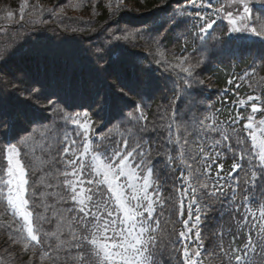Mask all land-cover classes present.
<instances>
[{
    "label": "snow or ice",
    "instance_id": "1",
    "mask_svg": "<svg viewBox=\"0 0 264 264\" xmlns=\"http://www.w3.org/2000/svg\"><path fill=\"white\" fill-rule=\"evenodd\" d=\"M167 3L168 0H161L156 7H163ZM122 7L121 3L113 8L112 15L116 16ZM206 7H212L211 0L200 4H196L195 0L187 3L179 0V3L173 4L165 29L158 35L146 33L144 27L135 30V35L141 36L145 42L166 48L162 38L168 27L176 25L175 43L180 48V59L172 66V70L179 67L184 73L183 76L177 73L179 80L173 79L174 98L166 106L172 109V115L168 117L169 123L164 128L149 121L143 97L109 125H133L138 134L135 146H131L128 139H124L123 145L113 143L110 135L112 127L102 129V118L93 119L96 117L94 113L111 110L103 93L97 95L93 106L75 108L69 107L57 97L47 99L43 107L49 110L52 119L35 118L27 122L25 130L16 135L15 139L9 137L15 133L16 121L22 117L18 113L0 111V165H6L4 173L7 177L0 182V197L6 199L13 216L23 221L22 231L26 232L27 238L35 242L39 249H46L39 252L42 262L201 264V257L207 252L216 264H264V202L260 204L257 215L250 206L256 197L245 194L259 190L264 197V119L259 121L260 127L257 129L250 115L247 117L249 122L241 130L236 128V124L244 118L234 117L228 122L231 132L225 131L214 116L204 115L201 118L193 111L203 101H198L187 91L192 86L203 85V81L197 78L199 70L209 59L213 48L220 46L223 36L248 32L264 38V28L258 30L251 26L264 19V15L254 20L248 0H232L227 8L221 6L220 9H213L215 14L225 13L227 31L226 34L214 37L213 44L209 46L207 40L215 30L217 21L206 12L202 13ZM233 7L235 11L231 10ZM7 16L12 17L13 13L8 12ZM182 17L190 18L191 22L180 27L178 21ZM116 32H123V35H115ZM98 34L99 30H93L92 35ZM132 35L126 29L116 27L105 34V42L92 41L88 48L98 45L94 47L92 55L101 59L108 54L113 43H132ZM197 38L200 47L196 46ZM18 45L0 49V65L7 63ZM189 47L192 52L186 56L184 53L189 51ZM200 48L206 49L207 59L204 61L194 59ZM108 62L105 61L100 67H105ZM162 64L166 62L156 60L157 66ZM261 66L264 67V61H261ZM161 69L170 75L167 66ZM2 76L0 74V102L6 101L11 93L17 94L23 84V93L27 94L20 95L39 103L43 91L41 85L28 86L23 74L14 78V84ZM234 82L230 79L228 84ZM9 84L12 86L8 87ZM141 87H148L146 80ZM118 90L129 95L124 89ZM180 97L184 99L185 108L178 111ZM256 99L252 96L248 98L252 113L259 111ZM82 119L87 121V125L81 123ZM163 119L164 115H161V121ZM173 124L176 127L175 139L172 136ZM69 126H74V130L70 134L66 133L61 140L58 130ZM106 128L108 131H104ZM162 131H167L168 135L154 144L153 135L160 137ZM242 132L250 137L251 147L247 146L248 142ZM90 133L100 134V142L95 147L89 143ZM37 135L57 145L58 159L54 158V163L71 169L70 173L62 174V182L55 187L48 185L47 195L54 201L52 204H45L42 198L44 194L39 193V188L26 179L27 143ZM217 136L220 138L216 139ZM81 143L83 152H80ZM192 144H198V149L193 150ZM60 146L62 152L59 151ZM225 151L230 152L238 162L233 163L231 171L223 176V165H217L216 161ZM88 154H91L90 165L85 160ZM197 161L199 167H193ZM158 162L160 169L172 176V191L168 197H164L160 191L162 184ZM214 167L215 174L212 171ZM185 171L188 175H185ZM241 172L243 176L239 175ZM69 176L76 179H69ZM29 188H32L31 192ZM166 201L171 204L169 214L176 217L174 223L182 221L183 230L176 235L173 229L167 237H158L155 234L160 223L155 215L157 204L163 207ZM153 222L157 227H153ZM211 222L216 223V230L209 233L215 241L209 251L205 247L207 238L204 232ZM45 228L49 231H44ZM192 245L195 246L194 252L191 250ZM36 254L34 251V256ZM29 264H36L35 259L29 261Z\"/></svg>",
    "mask_w": 264,
    "mask_h": 264
},
{
    "label": "trees",
    "instance_id": "2",
    "mask_svg": "<svg viewBox=\"0 0 264 264\" xmlns=\"http://www.w3.org/2000/svg\"><path fill=\"white\" fill-rule=\"evenodd\" d=\"M161 2V0H0V34L5 33L7 37L5 39H0V49L2 48H11L19 44L18 47L14 50L10 59L7 63L0 65V74H3L2 78L4 80L12 81L16 83L15 77L21 76V68L19 62H21L27 54H35L36 57L30 56L24 59V61H34L38 59H43L46 62L50 63L53 61V64L58 68H64L67 75L72 77V80L78 82V76L80 65L83 64L85 69H89L92 72L93 76L104 77V74L110 72V66L118 63L120 58L128 59H140L150 64H156V60H159L158 57H154L150 54L151 47L164 51L166 62L171 65L177 63V58H180V48L176 46V32L177 26L173 25L168 27L167 32L162 38V42L167 45V47H157L155 44L145 42L142 38L136 35L137 40L140 38L141 41L134 40L131 37L132 43H135L134 46L131 43H127L121 47V44L118 42L110 45L108 49V54L103 56L101 59H97L92 55L94 45L92 49L88 48V45L92 41H97L93 36V30H99L100 36L104 39L101 42H105V34L109 30H114L116 27L121 29H131L135 32L136 29L142 27V22L137 19L142 16L143 13H151L153 17L155 14L162 12L163 9H169L173 4L178 3L177 0H168V3L163 7H156ZM201 2L207 3V0H196L197 4ZM123 4L120 12L116 16L112 15V9L115 8L118 4ZM213 9H220L221 6L229 7L232 4V0H211ZM156 7V8H155ZM211 7V8H212ZM212 9V10H213ZM231 10L235 11L233 7ZM242 10V8H241ZM195 11V9H193ZM12 12L13 16L8 17L7 13ZM215 14V13H214ZM220 17H225L223 14H216ZM133 16L135 17L133 19ZM23 18V20L21 19ZM115 19L114 21H112ZM219 20V19H218ZM217 21L216 26L226 27L225 22ZM112 21V22H110ZM163 22V19L160 20ZM71 22V24H70ZM191 20L188 17H182L178 21L180 27H184L186 24L190 23ZM164 27L167 24V20L163 22ZM106 25V26H105ZM73 29H76L73 32ZM83 29L81 32L80 30ZM122 33V32H121ZM120 32L114 33L115 35H122ZM215 35L214 32L211 33V37ZM91 36V37H89ZM123 42V41H122ZM259 36L254 35L248 32H236L228 39V42L225 43V47L231 46L232 51L240 60L241 65L244 66V69L250 68L248 70V79H244L242 75H236L238 78L230 74V69L228 67L229 59H224L219 65L213 63H219V54L216 53L215 57L208 62H205L201 69L199 70L198 79L203 81V85L192 86L187 89L188 93L194 96L198 101L202 100L203 104L206 107H209L213 102L217 101V88L213 87L215 85H223L229 89L231 95H229L233 101H237L238 98L245 94L246 99L238 102L236 109L241 108L242 112L235 110L234 115L227 120V122L222 123V127L225 131L231 132V129L228 127V122H230L234 117H243L244 119L240 120L236 124V128L243 130L245 123H248V116H253L252 123L254 127L259 129V121L264 119V108L261 112L252 113L251 111V102L248 98L250 96L257 97L255 103H262L264 101V67L261 66V61H264V49H260L258 52H255V49L258 46ZM124 43V42H123ZM196 46L200 47L197 43ZM152 45V46H151ZM182 46V45H181ZM248 50L252 51V54L248 53ZM192 48L189 47V51L184 53V55H190ZM194 59H199L204 61L205 59L197 52ZM105 61H109L105 67H100ZM213 63H212V62ZM16 64V65H15ZM22 65L25 67V70H30V66L25 62H22ZM188 67V65H184ZM25 75H23L24 77ZM183 76V74L181 75ZM234 80L235 82L232 85L228 84L229 80ZM150 81H158L164 83L163 79L160 76L151 75ZM211 81V82H210ZM73 83V82H72ZM213 86H210L212 85ZM76 86L75 84H73ZM12 85L9 84L8 87ZM179 91V88H177ZM247 91H251V95L247 94ZM26 95L23 93L22 89H18L17 94L11 93L4 102H0V111L8 112L9 114H19L22 119L16 121L15 133L12 134L9 139H15V136L18 135L21 129H25L27 122L35 118H46L38 116L37 111H29L20 109L18 106H21L22 103L35 104L34 102L25 99L20 95ZM173 95L170 96V99H173ZM162 97H159L158 103L160 105ZM22 101V102H21ZM38 104H43V99L39 100ZM246 104V106H243ZM264 104V103H262ZM159 107V106H158ZM185 107L183 97L179 98L177 104V110H181ZM202 104H198L195 108L196 111L202 112ZM46 109V108H45ZM158 108L151 107L149 110V116L156 114ZM49 113V110H46ZM237 114V115H236ZM51 119V117H49ZM48 118V119H49ZM153 118V117H151ZM166 120V116L163 121ZM159 128H164L169 122H155ZM72 126L67 128L61 127L59 135L61 140L66 133H71ZM136 131V128H134ZM183 131V129L181 130ZM191 131V129H189ZM176 127L173 124L172 136L175 139ZM51 135H55L52 133ZM168 135L167 131H162L160 137L153 135L152 139L159 141L164 136ZM242 135L247 140V146L251 147V139L247 136L246 132H242ZM259 136V131H258ZM220 137L217 136L216 139ZM193 140L196 137H192ZM35 148L39 152V156H32L31 149L26 148L27 151V172L28 180L30 184H34L39 188V193H43L42 197L45 204H52L54 201L48 198V185L51 184L53 187L59 182H62L63 176L60 173L62 170H68L62 164L54 163V158L57 157V145L51 141H46L44 137L37 135L34 137ZM159 143V142H156ZM155 143V144H156ZM193 150H197L199 145L192 144ZM163 148V145H161ZM62 146L59 147V151L62 152ZM239 155V150H237ZM238 162L237 158H233L230 152L225 151L222 153L221 158L216 161L217 165H223V172L221 175L226 176L229 171H231V166L233 163ZM199 166V161L195 162ZM6 165H0V182L2 180L4 169ZM213 174L216 172V168H213ZM240 174V173H239ZM89 179V177H87ZM86 187V185H85ZM32 191V188H29V192ZM171 190H168L163 194L164 197H168ZM38 193V194H39ZM256 193L260 194V191L257 190ZM58 200L59 197H56ZM171 207L169 202H165L163 207L157 205L156 219L159 220V230L160 228L166 230L167 232H172L175 229V232L182 228V221L179 223H174L176 217L170 215L168 208ZM3 207L0 206V213L2 212ZM161 213H163L161 215ZM51 215V213H49ZM186 218V216H185ZM153 226L157 225L153 222ZM211 229V230H210ZM216 230V223L211 222L205 229L204 235L207 238L206 242L209 239V233ZM49 231V229H47ZM8 237L5 232L0 231V264H19L24 258L21 254H10L12 252H17L11 244L10 241L14 242L17 246H21L25 253H29V249L26 248L16 236V233ZM9 256V258H7ZM6 258V259H3ZM33 257V256H32ZM9 259V263H8ZM28 262V258H26ZM40 264H46V262H40Z\"/></svg>",
    "mask_w": 264,
    "mask_h": 264
},
{
    "label": "bare ground",
    "instance_id": "3",
    "mask_svg": "<svg viewBox=\"0 0 264 264\" xmlns=\"http://www.w3.org/2000/svg\"><path fill=\"white\" fill-rule=\"evenodd\" d=\"M7 37V35L5 33L0 34V39H5ZM88 69H85V71L83 72V74L80 75L82 81H78L75 82V80H72L73 84L75 85H82V86H87L89 89H91L93 91V96L96 97L98 95V92H102L101 87L93 80L89 79L85 73H87ZM45 77L47 78V80L49 81L50 85L52 87H55L56 83H57V73L56 70L54 68H50L49 70H47L45 72ZM58 99L60 101H62L65 104L69 103V100L64 97V96H60L58 97Z\"/></svg>",
    "mask_w": 264,
    "mask_h": 264
},
{
    "label": "rangeland",
    "instance_id": "4",
    "mask_svg": "<svg viewBox=\"0 0 264 264\" xmlns=\"http://www.w3.org/2000/svg\"><path fill=\"white\" fill-rule=\"evenodd\" d=\"M70 24H71V22H70ZM127 31H129V32H131L133 35H132V38L134 39V40H137V38H136V35H135V32L133 31V30H127ZM121 33V32H120ZM122 35H123V32L121 33ZM97 40H100V41H103L104 39L102 38V37H99V38H97ZM137 41H143V40H141L140 38L137 40ZM118 43H120L121 44V47H123V45H125V44H127V42H125V41H121V42H119V41H117ZM131 44H133L134 46L136 45L135 43H131ZM152 46V45H151ZM150 54L152 55V56H154V57H158V59L159 60H164L165 62L167 61L166 60V57H165V53H164V51H161V50H158V49H154V47L152 46L151 47V50H150ZM169 66V63L168 62H166V64H162V66ZM117 72H119V73H122L123 72V69L122 68H118L117 69ZM111 73V72H110ZM25 80V82H26V84H27V81H26V79H24ZM23 90V89H22ZM1 214V213H0ZM11 242V244H12V246H13V248L15 249V250H17V252H12V253H10V254H21L24 258L22 259L23 261H21L19 264H29V261H31V260H33V259H35L34 257H32V256H29L27 253H25V251H24V249L19 245V246H17L14 242H12V241H10ZM7 258H9V256H7ZM26 258H28V262L26 261ZM3 259H6V258H4L3 257ZM35 261H36V264H40L36 259H35ZM10 261H9V259H8V263H9ZM4 264V263H3Z\"/></svg>",
    "mask_w": 264,
    "mask_h": 264
}]
</instances>
